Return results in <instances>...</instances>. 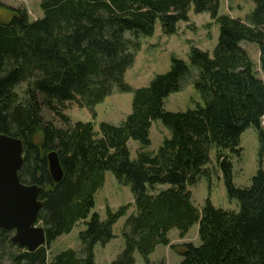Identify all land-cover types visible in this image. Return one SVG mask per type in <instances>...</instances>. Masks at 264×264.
Returning a JSON list of instances; mask_svg holds the SVG:
<instances>
[{
    "label": "trees",
    "instance_id": "obj_1",
    "mask_svg": "<svg viewBox=\"0 0 264 264\" xmlns=\"http://www.w3.org/2000/svg\"><path fill=\"white\" fill-rule=\"evenodd\" d=\"M253 1L244 21L219 15L218 0H41L43 17L34 21L25 10H12L10 21L0 23V134L23 143L19 180L42 188L37 224L46 243L29 252L0 228V264H95L94 247L114 237L113 226L129 207L106 209L104 220L92 213L105 172L130 187L135 208L123 226V250L110 264H135V252L151 264L149 255L169 244L172 229L184 237L194 224L200 244H182L179 264H264V0ZM191 6L219 24L212 55L191 47V66L172 57L170 70L147 87L126 84L140 39L153 35L156 22L164 34H175ZM242 42L256 44L261 77ZM187 80L203 104L166 111V98ZM114 89L132 94L131 112L119 125L101 122L95 130L93 122L72 123L61 112L73 102L95 119L94 107ZM45 112L55 117L47 121ZM158 120L170 136L146 152ZM250 127L258 134L260 165L250 186L236 187L230 155L240 156V136ZM131 140L141 145L135 159ZM212 150L237 211L216 208L209 199L197 209L191 201L188 187L209 177ZM50 152L63 172L58 183L48 170ZM78 222L85 227L81 250L49 258L51 243Z\"/></svg>",
    "mask_w": 264,
    "mask_h": 264
},
{
    "label": "rangeland",
    "instance_id": "obj_2",
    "mask_svg": "<svg viewBox=\"0 0 264 264\" xmlns=\"http://www.w3.org/2000/svg\"><path fill=\"white\" fill-rule=\"evenodd\" d=\"M41 0H0V23L10 21L12 10H25L29 21L43 17L39 7ZM219 15H229L233 18L246 20L247 16L255 8L253 0H218ZM188 20L177 23V32L166 35L161 30V25L156 22L152 36L140 39V48L135 53L134 62L124 74V82L130 87L137 89L147 87L151 80L157 76L167 73L171 67V58L183 60L189 66V52L191 47L212 55L213 49L218 42L219 24L213 20L208 13L196 14L191 6L188 11ZM130 37L128 34L126 35ZM241 47L248 53L254 63L257 75L261 77L259 70V53L256 44L242 42ZM193 69V68H192ZM195 72V69H193ZM24 85L20 88V92ZM131 93H121L114 89L102 102L94 107L95 119L86 109H80L75 103L67 102L61 108V112L67 115L72 123L93 122L95 130L98 124L106 122L112 125H119L131 112ZM197 104H203L201 95L195 90L190 80L184 81L179 92L170 94L164 103V109L168 112H179L193 109ZM44 118L49 121L54 118L49 112L43 113ZM58 120V118L56 117ZM264 128V119L262 120ZM170 136L169 131L158 120L152 123L150 129V145L143 150L155 152L162 144L164 138ZM241 154L239 157L230 155L232 162L233 183L236 187H248L251 178L255 175L260 165L259 140L254 127L246 129L240 136ZM128 148L130 158L135 159L136 154L141 150V145L136 141H129ZM210 162L206 166L210 175L201 176L198 182L188 187L191 193V201L197 209H201L206 199L211 204L223 210L237 211V202L226 197V190L221 172L215 164V150L210 153ZM264 170V157L262 159ZM166 189L167 185L157 186ZM131 189L128 185L119 184L110 172H105L104 183L94 195V208L92 213H97L101 220L106 217V209L116 211L121 206H129L126 216L120 218L113 226L114 237L106 245L94 247L95 264H110L120 254L124 247L122 236L123 226L127 217L135 213L134 201ZM39 225V224H38ZM84 223L78 222L69 234L59 236L50 245L49 258L65 249H72L76 252L81 250L79 233L84 230ZM198 226L194 224L184 237L179 236L176 229L168 233L169 244L158 245L149 255L151 264H179L182 260L181 245L192 243L195 246L200 244L198 239ZM135 264H145L142 257L134 253Z\"/></svg>",
    "mask_w": 264,
    "mask_h": 264
},
{
    "label": "water",
    "instance_id": "obj_3",
    "mask_svg": "<svg viewBox=\"0 0 264 264\" xmlns=\"http://www.w3.org/2000/svg\"><path fill=\"white\" fill-rule=\"evenodd\" d=\"M46 158L53 181L60 182L63 172L57 153L50 152ZM22 166V141L0 134V228L12 232L13 244L34 252L46 243L44 229L37 224L42 188L19 180Z\"/></svg>",
    "mask_w": 264,
    "mask_h": 264
}]
</instances>
